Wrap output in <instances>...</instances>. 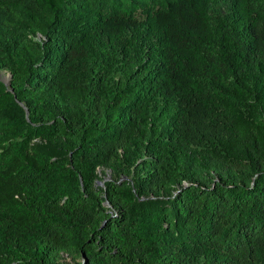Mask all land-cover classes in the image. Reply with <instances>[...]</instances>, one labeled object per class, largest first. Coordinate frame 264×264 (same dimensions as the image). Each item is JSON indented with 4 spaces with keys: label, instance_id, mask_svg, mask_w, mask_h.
I'll return each instance as SVG.
<instances>
[{
    "label": "trees",
    "instance_id": "obj_1",
    "mask_svg": "<svg viewBox=\"0 0 264 264\" xmlns=\"http://www.w3.org/2000/svg\"><path fill=\"white\" fill-rule=\"evenodd\" d=\"M0 70V264H264V0H0Z\"/></svg>",
    "mask_w": 264,
    "mask_h": 264
},
{
    "label": "rangeland",
    "instance_id": "obj_2",
    "mask_svg": "<svg viewBox=\"0 0 264 264\" xmlns=\"http://www.w3.org/2000/svg\"><path fill=\"white\" fill-rule=\"evenodd\" d=\"M10 78V73L6 70H0V79L2 81H8ZM123 155V151L121 150V156ZM98 173L101 177H103V179L98 180V184L99 185H104V181L109 179L110 177H112V170L109 168H99L98 169ZM121 181L122 180H129L130 177L126 174H121L118 177Z\"/></svg>",
    "mask_w": 264,
    "mask_h": 264
},
{
    "label": "water",
    "instance_id": "obj_3",
    "mask_svg": "<svg viewBox=\"0 0 264 264\" xmlns=\"http://www.w3.org/2000/svg\"><path fill=\"white\" fill-rule=\"evenodd\" d=\"M9 80H10V78H9ZM9 80H8V81H4V82H5V84L9 85Z\"/></svg>",
    "mask_w": 264,
    "mask_h": 264
}]
</instances>
